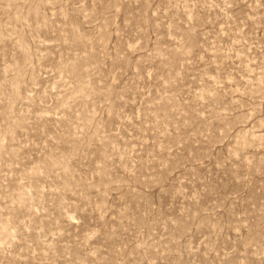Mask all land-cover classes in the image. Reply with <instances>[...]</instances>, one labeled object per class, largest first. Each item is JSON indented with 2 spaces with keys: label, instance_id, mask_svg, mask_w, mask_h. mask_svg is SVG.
<instances>
[{
  "label": "rangeland",
  "instance_id": "obj_1",
  "mask_svg": "<svg viewBox=\"0 0 264 264\" xmlns=\"http://www.w3.org/2000/svg\"><path fill=\"white\" fill-rule=\"evenodd\" d=\"M0 264H264V0H0Z\"/></svg>",
  "mask_w": 264,
  "mask_h": 264
}]
</instances>
